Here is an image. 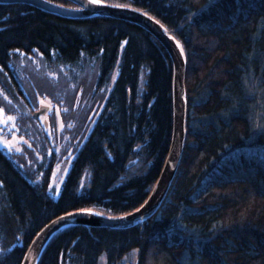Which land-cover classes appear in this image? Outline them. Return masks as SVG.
<instances>
[{"label": "trees", "instance_id": "1", "mask_svg": "<svg viewBox=\"0 0 264 264\" xmlns=\"http://www.w3.org/2000/svg\"><path fill=\"white\" fill-rule=\"evenodd\" d=\"M104 1L150 13L182 43L186 146L152 218L127 229L64 228L39 264H264V0ZM37 53L47 65L93 73L95 98L75 108L77 124L64 146L73 147L75 157L58 198L49 192L55 153L34 182L0 147V264H21L37 233L63 213L95 209L117 216L141 206L172 139V60L143 27L0 4V108L22 112L16 115L21 125L23 115L34 120L28 103L36 93L23 100L12 63ZM64 106L74 110L76 95Z\"/></svg>", "mask_w": 264, "mask_h": 264}, {"label": "rangeland", "instance_id": "2", "mask_svg": "<svg viewBox=\"0 0 264 264\" xmlns=\"http://www.w3.org/2000/svg\"><path fill=\"white\" fill-rule=\"evenodd\" d=\"M81 65L83 66V64ZM12 67L22 82L25 92L23 100H32V93H36V99L32 100V105L30 102L28 103L29 107L33 109V117L34 112L40 109L46 108V112L38 118L34 117L35 121H30L27 116L23 115L25 119L24 124L21 125L20 120L18 121L20 117L18 116L17 118L16 115H21L22 112L10 115L8 108L6 110L0 108L4 112L3 116L0 117V137L12 145L9 148L4 144H0V147L14 160L28 178H33L34 182L42 180L51 162V157L55 153L56 163H53V168L51 169L49 192L54 198H58L75 157L73 147H64L69 140L66 134L70 128H75L77 124L78 116H76L75 108H79L83 104L84 106L85 104L88 105L95 98L96 77H94L93 73H88L87 70H84L81 74L76 70L67 72L66 70L70 69L68 65H55L52 63L47 65L40 53L34 54L33 57H26L25 54H20L18 59L12 63ZM118 71V68L114 70L112 82L117 77ZM79 76L80 78H78ZM89 83H92V89ZM111 85L107 86L106 93L111 89ZM85 88L87 89L86 91ZM2 91L0 88L1 93ZM51 93L56 97H51ZM73 95H76L74 110L71 107L69 109L64 106L66 97ZM2 99L3 96L0 94V102H2ZM66 103L69 102L67 101ZM12 106L13 104L8 102L7 107ZM19 107H21L20 104ZM99 110L92 121L90 120L89 125H87L89 130L92 128ZM72 113L73 116H71ZM62 114L68 120L65 119V121L61 117ZM8 117H13L14 119L8 120ZM5 120L7 121L6 123L3 122ZM64 122L67 123L64 124ZM17 149L21 150L18 151ZM2 250L3 247L0 242V251Z\"/></svg>", "mask_w": 264, "mask_h": 264}, {"label": "water", "instance_id": "3", "mask_svg": "<svg viewBox=\"0 0 264 264\" xmlns=\"http://www.w3.org/2000/svg\"><path fill=\"white\" fill-rule=\"evenodd\" d=\"M77 7L50 0H0V4H26L69 19L96 16L128 21L150 32L167 50L173 64L172 101L173 132L169 151L157 181L144 203L135 210L117 216L95 209H80L63 213L49 221L29 244L21 264H38L41 255L54 235L70 226L109 227L127 229L152 218L162 206L177 176L187 140V55L182 43L169 29L150 13L128 5L104 1L71 0ZM46 108L34 112L38 118Z\"/></svg>", "mask_w": 264, "mask_h": 264}, {"label": "snow or ice", "instance_id": "4", "mask_svg": "<svg viewBox=\"0 0 264 264\" xmlns=\"http://www.w3.org/2000/svg\"><path fill=\"white\" fill-rule=\"evenodd\" d=\"M91 2L100 4V3H103L104 0H91ZM41 103H43V101H41ZM3 114H4L3 109H0V117H2ZM7 119L8 120H12L14 118L13 117H8ZM3 122L6 123L7 121L5 120ZM0 144H4L6 147H9V148H11V146H12L8 141L4 140L2 137H0ZM17 150L20 151L21 149H17Z\"/></svg>", "mask_w": 264, "mask_h": 264}, {"label": "flooded vegetation", "instance_id": "5", "mask_svg": "<svg viewBox=\"0 0 264 264\" xmlns=\"http://www.w3.org/2000/svg\"><path fill=\"white\" fill-rule=\"evenodd\" d=\"M98 110H99V108H98L97 110L93 111V113H92V115H93L92 119L95 117V115H96V113H97ZM99 111H100V110H99ZM98 114H99V112H98ZM98 114H97V115H98Z\"/></svg>", "mask_w": 264, "mask_h": 264}, {"label": "bare ground", "instance_id": "6", "mask_svg": "<svg viewBox=\"0 0 264 264\" xmlns=\"http://www.w3.org/2000/svg\"><path fill=\"white\" fill-rule=\"evenodd\" d=\"M41 257H42V255H41ZM41 259V258H40ZM39 262H40V260H39ZM39 262H38V264H39Z\"/></svg>", "mask_w": 264, "mask_h": 264}]
</instances>
